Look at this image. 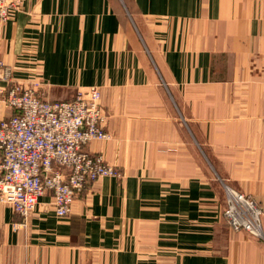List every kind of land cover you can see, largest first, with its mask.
I'll use <instances>...</instances> for the list:
<instances>
[{
	"label": "crops",
	"instance_id": "1",
	"mask_svg": "<svg viewBox=\"0 0 264 264\" xmlns=\"http://www.w3.org/2000/svg\"><path fill=\"white\" fill-rule=\"evenodd\" d=\"M0 61L46 100L99 87L110 138L88 149L123 173L65 218L51 195L26 227L0 203V264H101L107 245L264 264V238L224 218L225 186L264 209V0H25Z\"/></svg>",
	"mask_w": 264,
	"mask_h": 264
},
{
	"label": "built area",
	"instance_id": "2",
	"mask_svg": "<svg viewBox=\"0 0 264 264\" xmlns=\"http://www.w3.org/2000/svg\"><path fill=\"white\" fill-rule=\"evenodd\" d=\"M24 1L0 0V22H8ZM0 66V77L8 82L0 89V203L13 207L22 226L45 195H51L56 215L65 218L95 181L123 177L103 156L86 150L89 143L110 138L99 88L79 92L73 100L49 101L35 87L14 82L2 61ZM225 189L228 226L264 238V209L244 193Z\"/></svg>",
	"mask_w": 264,
	"mask_h": 264
},
{
	"label": "rangeland",
	"instance_id": "3",
	"mask_svg": "<svg viewBox=\"0 0 264 264\" xmlns=\"http://www.w3.org/2000/svg\"><path fill=\"white\" fill-rule=\"evenodd\" d=\"M19 83H22V82H19ZM23 84H26V83H23ZM27 85H30L32 87H35V90L39 93V90L36 88L38 86V84H37V86H33L32 84H27ZM97 88H99V87H97ZM79 92H84V91H79ZM104 110L107 112V110L105 109V107H104ZM107 115H108V119H109V114L107 113ZM105 130H106V128H105ZM91 143H89L87 145L86 150L90 154H92L94 156H102L100 154H93L92 152L89 151L88 147H89V145ZM105 178H109V177H105ZM100 179H102V178H100ZM51 203H52V206H53V202H51ZM53 208H54V206H53ZM54 210H55V208H54ZM153 252L154 253H152L151 251H147V250L125 251L122 247L113 248V247L107 245L106 248L101 249L99 261H100L101 264H170L169 257H167V254L166 253L156 254L155 251H153Z\"/></svg>",
	"mask_w": 264,
	"mask_h": 264
}]
</instances>
